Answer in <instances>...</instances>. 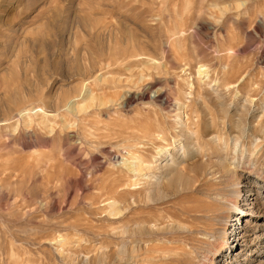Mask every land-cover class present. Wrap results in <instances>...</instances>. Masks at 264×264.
<instances>
[{
	"label": "rangeland",
	"instance_id": "rangeland-1",
	"mask_svg": "<svg viewBox=\"0 0 264 264\" xmlns=\"http://www.w3.org/2000/svg\"><path fill=\"white\" fill-rule=\"evenodd\" d=\"M0 120V264H264V0H0Z\"/></svg>",
	"mask_w": 264,
	"mask_h": 264
},
{
	"label": "bare ground",
	"instance_id": "bare-ground-1",
	"mask_svg": "<svg viewBox=\"0 0 264 264\" xmlns=\"http://www.w3.org/2000/svg\"><path fill=\"white\" fill-rule=\"evenodd\" d=\"M197 75L200 77V78H204V77H207V70H205V68L203 66H198L197 67ZM95 77V76H94ZM93 77V78H94ZM83 92H85V89H83ZM87 97L90 99L91 96L90 94L88 93L87 94ZM71 104V101H68L64 106L66 107H69ZM40 110V109H38ZM19 115H23V114H26L27 113V110L24 108V109H20L17 111ZM29 112V111H28ZM47 117V116H46ZM45 119V117H44ZM2 123H6V120H0V124ZM157 123V122H156ZM202 124V123H201ZM202 126V125H201ZM156 127V126H155ZM180 128V127H179ZM185 128V127H184ZM161 130V129H160ZM161 133V132H160ZM158 134V133H157ZM161 136V135H160ZM163 137V135H162ZM198 138V137H197ZM216 138V137H215ZM159 139V138H158ZM203 139V138H202ZM204 140V139H203ZM161 141V140H160ZM197 141V140H196ZM202 141V140H201ZM208 141V140H207ZM213 141V140H212ZM211 141V142H212ZM210 142V143H211ZM200 143V142H199ZM208 143V142H207ZM206 141H205V144L206 145H211V144H207ZM193 144V143H192ZM191 144V145H192ZM140 147H143V146H140ZM185 147V146H184ZM206 147V146H205ZM210 147V146H209ZM183 149V146H176V147H171V146H168V145H165V146H158L157 149L155 150L154 154L152 155L151 157V161H156V160H160V161H164V160H167V158L169 157V159L171 160V158H173V156L178 152L179 150H182ZM180 154V153H179ZM134 157V156H133ZM136 157V156H135ZM133 158L132 160L128 161L127 159H125L124 161V165L126 167V169H128L129 172L133 173V174H138L139 172L142 173V171L146 168V165L144 166L145 168L143 169V160L141 159H138V158ZM168 159V160H169ZM168 164V163H167ZM165 163L163 164H156L154 167L155 169H159L161 171L159 172H162L164 170V167L167 165ZM151 165V164H150ZM210 165V164H209ZM148 166V165H147ZM149 167V166H148ZM143 169V170H142ZM139 173V174H140ZM236 169H233V170H230V169H224L221 173V176L224 178V184H225V192L228 193V197H231L233 199V202H223L222 204H228L229 208L232 209V210H237V212L235 213L236 215L240 213L241 209L239 208V206H237V203H236V200L237 198L239 197V194H240V191L237 189V185H238V182H234L235 184L232 185L231 184H227L228 182H230V179H237L238 178V174H236ZM162 174V173H159V175ZM142 175H146V174H142ZM159 176H156V178H158ZM221 178V177H220ZM239 179H237L238 181ZM223 181V180H222ZM235 181V180H234ZM222 184V183H221ZM220 197V196H218ZM209 204V203H208ZM217 209H213V213H216ZM220 212V211H219ZM249 213H252V211H249ZM229 212L227 211H224L223 213H216L215 215H213L214 217V220L216 221H219L220 219H227L229 218ZM207 218V217H206ZM246 222H249V220L246 219ZM222 247H226L228 248V245L225 244V245H222Z\"/></svg>",
	"mask_w": 264,
	"mask_h": 264
}]
</instances>
